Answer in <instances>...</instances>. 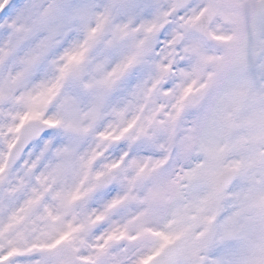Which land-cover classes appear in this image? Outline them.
<instances>
[{
	"label": "rangeland",
	"instance_id": "374dc122",
	"mask_svg": "<svg viewBox=\"0 0 264 264\" xmlns=\"http://www.w3.org/2000/svg\"><path fill=\"white\" fill-rule=\"evenodd\" d=\"M245 2L0 0V264H146L178 235L173 264H264V21ZM203 8L215 45L188 28ZM34 118L49 132L9 164Z\"/></svg>",
	"mask_w": 264,
	"mask_h": 264
},
{
	"label": "water",
	"instance_id": "95a60500",
	"mask_svg": "<svg viewBox=\"0 0 264 264\" xmlns=\"http://www.w3.org/2000/svg\"><path fill=\"white\" fill-rule=\"evenodd\" d=\"M243 12L255 21H260L264 17V0L257 2H250L243 7ZM211 21L210 13L207 9L203 10L199 17L193 21L189 28L190 30L200 36L205 42L215 43L216 39L209 32V24ZM209 88L206 84L188 95V102L191 106L196 105L204 93ZM48 130V125L40 122L39 120H30L20 127L19 139L13 146L10 152V163L16 162L25 148L40 135ZM235 177V171L229 168H222L213 177L212 188L215 197H219L226 187L230 185ZM111 182L110 172H106L101 176L97 187L103 188ZM185 239L182 236L175 238L169 242L165 247L156 255L149 264H170L182 251ZM61 264H69L62 262Z\"/></svg>",
	"mask_w": 264,
	"mask_h": 264
},
{
	"label": "bare ground",
	"instance_id": "6f19581e",
	"mask_svg": "<svg viewBox=\"0 0 264 264\" xmlns=\"http://www.w3.org/2000/svg\"><path fill=\"white\" fill-rule=\"evenodd\" d=\"M171 156V155H170ZM169 156V157H170ZM173 159V158H172ZM172 159H170V160H167V162H173L172 161ZM127 207H129L128 205H127ZM150 210V209H149ZM156 211V209L155 208H152L151 210H150V212H155ZM157 212V211H156Z\"/></svg>",
	"mask_w": 264,
	"mask_h": 264
}]
</instances>
